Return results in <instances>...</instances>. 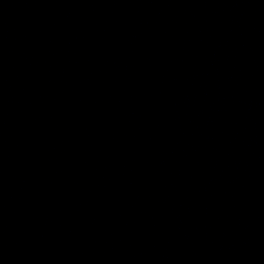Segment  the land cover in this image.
<instances>
[{"label": "water", "instance_id": "95a60500", "mask_svg": "<svg viewBox=\"0 0 264 264\" xmlns=\"http://www.w3.org/2000/svg\"><path fill=\"white\" fill-rule=\"evenodd\" d=\"M0 264H264V0H0Z\"/></svg>", "mask_w": 264, "mask_h": 264}]
</instances>
